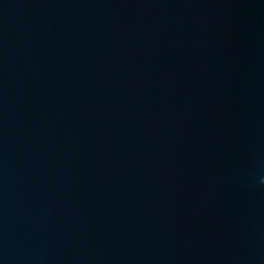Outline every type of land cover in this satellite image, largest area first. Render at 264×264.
I'll return each instance as SVG.
<instances>
[{"label":"water","instance_id":"obj_1","mask_svg":"<svg viewBox=\"0 0 264 264\" xmlns=\"http://www.w3.org/2000/svg\"><path fill=\"white\" fill-rule=\"evenodd\" d=\"M0 264H264V0H0Z\"/></svg>","mask_w":264,"mask_h":264}]
</instances>
